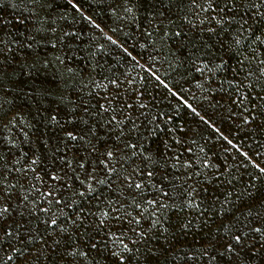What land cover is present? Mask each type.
<instances>
[{
	"label": "snow or ice",
	"instance_id": "obj_1",
	"mask_svg": "<svg viewBox=\"0 0 264 264\" xmlns=\"http://www.w3.org/2000/svg\"><path fill=\"white\" fill-rule=\"evenodd\" d=\"M37 6L51 7L0 0V12L17 11L23 27L0 16V264H264V167L213 122L264 132V0H155L144 26L134 0L117 5L139 31V48L150 49L147 73L178 101L172 111L190 110L247 160L233 164L209 155L208 144L194 152L195 139L174 134L176 117L150 108L139 89L94 103L93 89L119 84L103 74L105 45L47 16L33 20ZM157 61L168 65L164 79ZM193 72L210 107L223 109L214 93L228 97L226 115H201L185 98ZM160 134L190 156L163 140L146 147ZM249 164L256 171L245 178Z\"/></svg>",
	"mask_w": 264,
	"mask_h": 264
},
{
	"label": "trees",
	"instance_id": "obj_2",
	"mask_svg": "<svg viewBox=\"0 0 264 264\" xmlns=\"http://www.w3.org/2000/svg\"><path fill=\"white\" fill-rule=\"evenodd\" d=\"M47 2L51 5V7H45L43 11H40L39 6H37L33 10V20L47 16L49 22L55 21L54 26H63L65 30L79 31L82 33L81 39L85 41L90 40L92 37H96L93 44L105 45L106 53L100 58V62L104 66L103 74L109 76L110 78L119 77V84L118 86L108 85L106 91L104 89H93L94 92L98 93V95L93 99L94 103L97 100H99L100 103H104L105 101L100 99V97L111 95L117 90V88L120 95L125 97L132 95L133 89H139L145 93L144 102H147L150 108L155 106V109L168 110L170 114L176 117L175 125L177 127L174 134L182 141L190 142L192 139H195L197 143L195 145H190L194 152L198 151L201 145L208 144L212 146L213 149L209 155H218L219 162L227 159L229 164L238 163L241 160H244L245 163H247L246 158L241 157L235 149H232L230 145H227L226 141L219 138V133H215L208 125L203 124L199 120V117L192 114L190 110L180 107L178 113L172 111V109L177 106L178 101L168 94L167 90L164 89L162 85H159L154 78L147 73L146 68L148 67V64L146 63V60L150 49L145 50L139 48L137 44V41L139 40V31L134 25L130 26L124 22L125 13L122 8L117 7V5L122 3V0H73V3L79 5L80 11L74 9L72 5L69 4L68 0H47ZM154 2L155 0H134V3H136L139 7V11L137 12V16L139 17L138 23L142 26L146 25L148 14L152 11ZM113 9H115V11H113ZM27 15L28 13L24 14V16ZM0 16H6L12 19L13 25H16L21 31H23V27L17 24V11L6 9L4 12H0ZM24 16H20L19 19H24ZM84 16H90L92 20L100 25V28H95L88 20L84 19ZM28 23L29 21L25 20V24ZM69 25H71V28L68 27ZM113 29H115V32L112 31ZM107 34L111 35L113 39H116L118 43L124 44V46L132 52V55L136 56L139 64L124 53L120 47L112 45L109 41H107ZM140 42L143 43L144 41ZM258 51H264V49H260ZM81 63H83V61H81ZM155 63L156 68L154 70L157 71V75L161 76V79H164L168 65L166 63L162 65L159 61ZM232 63L234 64L235 62L233 61ZM140 65H144V69H142ZM97 71H99V69ZM93 75L95 76V79H100L99 76H96L95 74ZM173 76L174 74L168 76L166 82H171ZM227 76L228 78H231L232 73L229 71ZM193 77H195V79H192V77L189 78L192 80L191 84H184V87L191 88V91L186 94L185 98L189 99V102L193 103L194 107H197V110L200 111L201 115H205L206 113L208 115H213L214 113H218L220 111H224L226 115V110L229 106L228 97L224 96L221 92L214 93L213 95L215 96V100L219 101L220 105H223V109H213L209 106V101L204 100L201 97L200 91H198L194 86L195 80L200 79V74L193 72ZM126 78L132 81L131 85L125 83ZM221 78L223 77L218 78L214 83H218ZM19 79L25 78L19 77ZM52 79L51 75L47 76V80L51 81ZM85 84H87V81H85ZM223 87L224 89H227V83H225ZM88 90L89 88H84L85 98H87L86 93ZM193 94H195L198 99L193 100L191 98ZM260 94L264 95V93ZM252 95L255 96L256 92H253ZM70 98L76 99L74 95L70 96ZM7 107L8 106L5 105V108ZM52 107H57V105L53 104ZM213 122L220 128L224 135H228L230 139L234 140V143L240 144L241 150L247 151L252 160L264 167V146H262L264 145V132H251L250 129L255 127V125H250L248 128L240 131L236 125L231 123V121L226 119L221 120L218 116H214ZM181 125L184 128L183 132L179 130V126ZM172 127L173 124L168 125V128ZM170 136L171 134L169 136L160 134L158 137H153L146 143V147L150 146L155 148L157 146H162L160 141L163 140L164 142L172 144L177 151L183 153L181 159L188 158L190 154L187 153L183 144L175 145ZM257 140L260 141L259 144L255 142ZM225 148L230 149V151L225 152ZM257 152L261 153V155L256 156L255 153ZM233 157H235V160H233ZM241 171H244L243 168H241ZM255 171L256 170L252 168L251 164H249L247 172L244 173L245 178H247L248 173ZM213 227H215V225H213ZM196 240H199V236L196 237ZM192 241L193 236L192 234H189L187 236V242Z\"/></svg>",
	"mask_w": 264,
	"mask_h": 264
},
{
	"label": "rangeland",
	"instance_id": "obj_3",
	"mask_svg": "<svg viewBox=\"0 0 264 264\" xmlns=\"http://www.w3.org/2000/svg\"><path fill=\"white\" fill-rule=\"evenodd\" d=\"M108 35V34H107Z\"/></svg>",
	"mask_w": 264,
	"mask_h": 264
}]
</instances>
